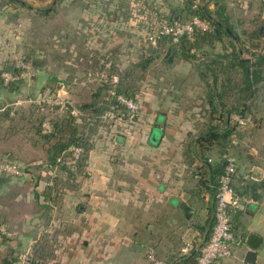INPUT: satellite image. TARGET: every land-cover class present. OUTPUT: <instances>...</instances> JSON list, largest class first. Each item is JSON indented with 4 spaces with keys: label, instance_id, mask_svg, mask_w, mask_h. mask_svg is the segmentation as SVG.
Here are the masks:
<instances>
[{
    "label": "crops",
    "instance_id": "0c3cea01",
    "mask_svg": "<svg viewBox=\"0 0 264 264\" xmlns=\"http://www.w3.org/2000/svg\"><path fill=\"white\" fill-rule=\"evenodd\" d=\"M179 2L178 9L183 6L182 0ZM235 2L236 8L245 12L251 6L247 0ZM92 6L89 1L82 8L78 25L81 47L72 44L64 62L61 58L58 61L62 64L49 69L53 73L65 72L63 80L55 84V94L69 100L73 107L88 101L75 102L79 100L75 90L79 81L74 80V72L94 71L97 68L93 64L97 63V70L112 65L120 68V55L126 56L124 64L137 60V50L149 52L145 47L148 44L134 27H127L115 16H96ZM209 6L214 7L212 3ZM1 10L0 23L7 27L9 22L4 17L9 8ZM182 14L185 15L183 11ZM88 26L104 33L91 35L85 31ZM123 26L125 32L119 33ZM112 30L116 33H107ZM54 39L51 46L56 55ZM139 44L142 47L138 48ZM151 45L158 47L157 43ZM202 49L216 52L206 45ZM10 50L0 48V61ZM239 53L243 57L241 50ZM80 54L92 65H80L75 59ZM162 66H168L173 73L148 80L149 90L140 103L139 116L126 131L116 133L114 140L106 139V135L92 140L83 160V176L77 179L78 189H66L59 199L51 197L55 191L47 186L55 169L42 166L49 160L48 141L40 131H28L27 120L0 118V158L35 163L28 173L0 177V231L5 235L0 237V264L4 257L14 259L10 264H19L18 260L34 248L44 251L41 237L50 246L49 258L61 261L57 264H149L150 252L169 262V256L179 253L187 241L192 247L183 255H189L203 242L213 216L215 193L213 185L205 180L209 172L204 162L207 158L209 163L218 162L227 153L235 159L232 184L241 201L232 215V254L217 264H264V113L249 111L248 101L243 113L227 112L228 121L238 129V143H230L225 154L216 144L207 148L200 140L206 134L201 129L202 121L212 111L206 81L193 63L181 57ZM239 72L237 67L229 73L233 80H239ZM39 82L35 81V86ZM157 87L161 94L156 96L150 89ZM262 106L264 109L263 104L259 108ZM239 116L246 118L244 125L237 123ZM53 207L67 213L65 223L57 217L45 218L51 216ZM59 226L65 228L63 234L58 233ZM47 229H53L48 237ZM250 232L261 237L252 263L245 261V239Z\"/></svg>",
    "mask_w": 264,
    "mask_h": 264
},
{
    "label": "rangeland",
    "instance_id": "374dc122",
    "mask_svg": "<svg viewBox=\"0 0 264 264\" xmlns=\"http://www.w3.org/2000/svg\"><path fill=\"white\" fill-rule=\"evenodd\" d=\"M22 1L24 3H22ZM89 1L93 5L92 13L96 16H106L107 18L115 16L120 22H126L125 25L127 27H129L128 22H130V20L133 22L136 21L134 28L142 38V34H144L147 28V22L142 20V12L138 9H134L135 5L142 0H0V12L2 11L1 9L5 11L7 7L9 8V12L6 13L4 17V20H7V24L9 22V25L6 27L0 23V48L5 46V48L11 49L9 54L0 61V79L3 80L4 84H6L7 81H16V79L19 78L22 79L24 83L19 89L15 88L16 82L4 86L5 88H0L1 119L5 117L12 118V121H17V119L21 121L22 119L25 120V123L27 120L28 131L43 132L46 131L42 125L43 121H47L50 126V130L48 131H60L59 134L64 137L68 135L69 131H73L74 124L77 125V131H101V128L98 130L93 127L95 124L100 123V121H93L89 123L91 125H88V115H86L85 111L81 115H74L69 111V104L68 107L66 105L59 106L60 104L58 105L51 100L45 99L39 102L35 98L39 91L45 90L48 92V90H50L52 93H55V88L51 86L55 85L57 81L63 80L62 77H64L65 72L53 73L49 69L51 66L52 68H56V63L60 65L64 62L68 55L67 49L71 48L72 44H74L76 48L81 47L80 34L82 31L81 27H78V25L82 21V8ZM224 1L225 3L228 2L227 5H229L228 10L230 16L227 23L231 28L230 34L235 40V50H241L243 52L241 53L243 57L254 60L258 54L264 53V36L262 35L264 34V0H247L251 2V6L246 12L236 8V0ZM179 3V0H158L157 3L155 0H151V5L148 4L147 11L153 15H170L177 11ZM101 27L104 28V26ZM261 27L262 30L260 31ZM125 28L124 26L123 28H119V33H124ZM85 31L91 35L97 36L99 33H104L101 29L97 30L93 27L89 28V26L86 27ZM4 36H6L5 39ZM53 37L57 40L58 53L56 55H54V47L51 46L53 43L52 41L55 40ZM73 38H75V40H73ZM228 41L229 39L225 36L224 42H216L212 50L214 49L217 52H222L225 49H229L230 51L232 49L231 46L225 47ZM146 44H148L145 46L148 50L152 46L156 47L155 45H151V43ZM137 47L140 48L142 46L139 44ZM161 49L165 51L163 48ZM139 51L140 50H137V59L140 57ZM124 58V55H120L117 59L120 63H123ZM55 59L56 62H54ZM59 59H61L60 61H62V63L58 61ZM75 59L80 65H92V63L90 64V60L81 54ZM102 60L103 58L99 59L100 62H102ZM152 60L153 61L150 62L144 72L137 69L134 70L130 76L131 80L137 78L135 81L137 88L131 89L132 92L137 94V97H128L138 102L139 110L141 109L140 103L145 99L149 90L147 88L148 80L151 78H162L163 76L169 77V72H172L169 70L168 66L163 68L162 65L164 64L159 63L161 61L160 56ZM6 64L21 67L22 70L19 73L13 72L5 67ZM98 66V63L97 65L93 64L94 69H98ZM97 69L94 71L79 70V72H74V80L79 81L75 89L76 94L79 95V100L75 102H79L82 99L90 101L92 93L102 81H107L109 84L110 75L119 77L121 73L120 70L117 69L109 71L108 66H105L102 70ZM261 77L262 78L257 82L258 88L254 96L250 95L246 97L245 93H247V91H245L242 96L246 102L248 101V110L250 111L251 109L252 111L254 109L253 112L258 111V113L259 111L260 113H264L263 106L259 108L262 104L264 105V68L261 71ZM35 81H40L37 84L38 86H35ZM113 87L112 84L111 88ZM150 90L153 91L156 96L157 93L161 94L159 87L151 88ZM106 91L107 89H101L98 97L101 98ZM50 95L51 93L48 92L47 97ZM110 95L112 96V94ZM189 96L191 95L189 94ZM236 98V96L228 95L227 102L230 100L236 101ZM63 99L65 100L66 98ZM80 103H83V101L79 102V104ZM257 103L260 110L255 108ZM126 114L127 112L122 109L121 115L126 117ZM70 115L75 116L74 121H71ZM138 121L142 122V120L139 119ZM202 122L203 124L201 126L203 127L201 129H206L210 126L207 119ZM138 126L140 127L139 124ZM120 127L121 125L116 129H121ZM51 139L54 140L53 138ZM54 169V174H50L51 179L49 182L52 190L55 191V193H53L54 195L51 194L52 197L55 196V198L59 199L66 189H78V181L71 177L66 167L57 166ZM54 208L55 207L52 208L51 216L47 217L46 215L45 218L55 219L57 217L59 220H62L61 222L65 223V219H67L68 216L67 213L61 211V209L55 210ZM61 227L63 226H59L57 229L59 234H63L65 231V228ZM50 230L51 229H47L45 232L47 237L53 232V229ZM43 238L41 237L40 244L43 246L42 243H44L46 248H44V251L40 252L44 257H38L36 264H57L61 262L49 258L52 255V253H49L50 246ZM30 254L33 253L30 252Z\"/></svg>",
    "mask_w": 264,
    "mask_h": 264
},
{
    "label": "trees",
    "instance_id": "16d2710c",
    "mask_svg": "<svg viewBox=\"0 0 264 264\" xmlns=\"http://www.w3.org/2000/svg\"><path fill=\"white\" fill-rule=\"evenodd\" d=\"M149 1L151 2V0L139 1L137 3L138 5L136 4L134 7V9H138L142 12L141 18L142 20L147 22V26H149V23L152 21H159L163 19L167 21H182L190 19L194 15H197L203 19H206L209 22L210 27L207 29H196L193 34V38L182 35L177 41H173L171 36L169 35H160L157 40L158 47H150L148 53H140L139 59L133 62L127 61L124 64L122 63L121 66L119 65L120 68L117 66L114 67V65H112V67H109V71H111L112 69L120 70V76L118 77L115 75H110V83L108 84L107 81H102V83H100L92 93V98L90 101H85L81 104L75 105V107H77L81 111V114L85 111L86 115H88V125H91L89 123H92L93 121H100V123L95 124V126L93 127L98 130L99 128H101V131H77L76 124H74L73 131H69L66 137L60 135V131H50L48 133L40 131L44 139L48 141L49 160L42 166L52 169L57 166L66 167L70 172L72 178L80 180L83 176V160L88 152L92 140H100L103 135H106V139L114 140L116 133H118L119 131H126L129 124L133 123L132 121L137 119L136 117L135 119L130 121L127 117H122V119L117 122H110L108 120L101 119L100 114L105 108L114 105L113 103L119 106L117 104L116 98L110 95L111 85L113 84V89L116 93H122L125 96H132L136 98L137 94L132 92L131 89L137 88L135 83L137 78H133V80L130 79L132 72L137 69L144 72L149 66L152 59L159 56L161 64H169L175 57H181L190 61L195 65V68L198 70L203 80L206 81L208 85V101L211 105L212 111L211 116H209V118L207 119L208 123H210V126L202 130L206 131V134L203 136V139L200 140H203L204 143L208 145L207 148H209V145L211 144H216L222 150V152L224 151L223 154H225V151L231 143L233 133L236 129V124H230V122L228 121L227 112L230 113L234 110L236 112L243 113L245 111L246 101L242 100V96L245 91H247V93H245L246 97L250 95L254 96V93L257 90V82L262 78L261 71L264 68V53L258 54L254 60H247L241 57L239 50H235V40L228 31V29L231 28L227 23L229 16L224 0H182L183 6L180 9H177L174 14L166 16L153 15L152 13L147 11V6L148 4H150ZM210 3L214 5V9L210 8ZM182 11L185 13V15L182 14ZM128 24L134 27L136 21L133 22L132 20H130ZM113 31L114 30L107 31V33H111L113 35ZM129 31L133 32V30ZM225 36H227V38L229 39L228 44L225 47L231 46L233 50L231 49L229 51V49H225L222 52H208V50H200L205 45L214 47L216 42H224ZM161 48L165 50L163 55H161V52L163 50H159ZM110 55L111 54H109V56ZM125 59L126 56L124 58V61ZM36 64L38 65L37 62ZM235 66H237L240 70L239 74L241 75V77L238 74V76L240 77L239 80H233L229 73L233 68H237ZM5 67L16 73H19L22 70L21 67H17L15 65L6 64ZM13 82H16V89H19L24 84L23 80L20 78L16 79V81H7L6 84H4L3 80L0 79V88H5L4 86H8V84ZM51 87L55 88V85ZM101 89H107V93L104 92L102 97L99 98L98 94L100 93ZM228 95L237 97L234 105H227L226 97ZM74 117V115H70L71 121H74ZM120 125L121 129H116ZM51 138L54 139L52 140V142L49 141L51 140ZM72 145L81 146L82 153L79 158L67 163L66 157L71 156V154H66L64 151ZM60 156L65 162H59L57 160V158ZM9 159H12L21 167H23L24 174L28 173L30 171V167L35 164L33 162H22L15 158ZM207 159L208 161L206 160L207 162L205 161L204 165L205 171L207 170L209 172V175L205 180L213 185L215 196L213 204V216L210 218V229L207 230L203 242L206 241L209 237L215 221V206L217 192L220 185V177L225 172V168L227 165V159L225 155L222 156L220 161L215 163H209L210 158ZM235 173L233 174L230 182L232 187V180ZM47 186L51 188V185L49 183H47ZM238 207H231L229 209L231 214L232 231V215L238 209ZM3 233L4 232L0 231V237H3ZM40 251L41 250H39L38 248H34L32 252L33 254L27 253L26 255H24L23 259L18 260L19 264H36V262L38 261V257H42V253ZM198 254L199 248L195 249V251L189 255H181L175 252L174 254H171L169 256V262L167 260L165 261L166 264H196ZM13 260L14 259L12 257L10 259H6L4 257L2 259V264H10L11 262H13Z\"/></svg>",
    "mask_w": 264,
    "mask_h": 264
},
{
    "label": "built area",
    "instance_id": "2783aa9c",
    "mask_svg": "<svg viewBox=\"0 0 264 264\" xmlns=\"http://www.w3.org/2000/svg\"><path fill=\"white\" fill-rule=\"evenodd\" d=\"M209 27V22L197 15L182 21H167L165 19L152 21L149 23V26H147L144 34H142V41L144 43L156 44L160 35H169L173 41H177L182 35L193 38L196 29H207ZM48 92L51 93L49 97H47ZM48 92L45 90L37 92L35 96L36 100L40 102L47 99L58 105L60 104L59 106L66 105L67 107L69 104V111L71 113L74 115L81 114V111L77 107H73L67 99L64 100L59 94L52 93L50 90H48ZM111 94L116 98L119 106L114 104L105 109L100 114L101 119L112 122L120 121L124 115H121L122 109L127 112L126 117L128 120L132 121L138 117L139 104L135 99L121 93H116L113 88H111ZM245 121L246 118L243 116L237 118V123L239 125H244ZM42 125L44 126V130H46L44 132H50L48 131L50 130V126L47 121H43ZM236 129L235 131H238ZM231 143H238L236 132L233 133ZM64 152L66 154H71V156L66 157V162L69 163L80 157L82 147L72 145ZM225 157L227 159V165L225 172L220 177V185L217 192L215 206V221L209 237L199 246V254L196 264H217L221 259L232 254L234 233L231 228V214L229 209L231 207H238L241 200L230 184L232 176L236 172L235 159L230 153L225 154ZM57 160L59 162H65L61 156L58 157ZM21 174H23V167L18 163L9 159V157L0 158V177L18 176ZM0 230L3 231V228L0 227ZM191 247V243L187 241L178 252L183 255L187 253ZM148 260L149 264H166L165 259L158 257L154 252L148 254Z\"/></svg>",
    "mask_w": 264,
    "mask_h": 264
},
{
    "label": "water",
    "instance_id": "95a60500",
    "mask_svg": "<svg viewBox=\"0 0 264 264\" xmlns=\"http://www.w3.org/2000/svg\"><path fill=\"white\" fill-rule=\"evenodd\" d=\"M22 3H24L22 1ZM262 30V27L260 28V31ZM228 31L231 33L230 29ZM264 36V34H262ZM261 242V237L258 236L257 234L250 232L246 239H245V244L248 246V249L245 252V261L247 262H254L255 257H256V248Z\"/></svg>",
    "mask_w": 264,
    "mask_h": 264
}]
</instances>
